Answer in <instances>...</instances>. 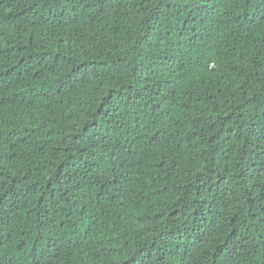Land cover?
<instances>
[{
  "label": "trees",
  "instance_id": "obj_1",
  "mask_svg": "<svg viewBox=\"0 0 264 264\" xmlns=\"http://www.w3.org/2000/svg\"><path fill=\"white\" fill-rule=\"evenodd\" d=\"M0 264H264V0H0Z\"/></svg>",
  "mask_w": 264,
  "mask_h": 264
}]
</instances>
